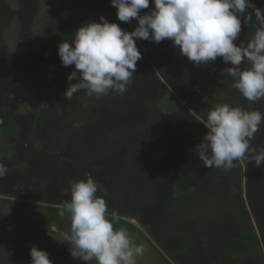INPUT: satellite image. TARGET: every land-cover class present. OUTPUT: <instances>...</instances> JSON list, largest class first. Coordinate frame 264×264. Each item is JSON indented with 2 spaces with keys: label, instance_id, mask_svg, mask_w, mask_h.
I'll return each instance as SVG.
<instances>
[{
  "label": "rangeland",
  "instance_id": "obj_1",
  "mask_svg": "<svg viewBox=\"0 0 264 264\" xmlns=\"http://www.w3.org/2000/svg\"><path fill=\"white\" fill-rule=\"evenodd\" d=\"M151 8L150 2L141 14ZM116 13L111 0H0V128L9 120L17 124L15 147L0 159L8 167L0 178V264H30L29 250L18 253L9 241L17 234L30 247L73 258L61 236L70 216L53 220L48 208L59 210L71 198V183L89 175L102 188L97 195L125 222L117 228L144 246L137 264H264V167L242 161V208L227 200L237 192L233 171L202 164L198 171L206 177L196 180L179 165L201 161L195 149L212 103L264 109V100L207 94L203 76L229 64L218 58L208 63L211 71L181 56L171 40L136 39L142 58L123 95L110 91L82 101L88 95L81 90L65 98L76 82L67 79L74 65H62L58 45L100 16L133 31L138 22H121ZM243 30L237 44L248 41ZM126 127H146L131 152L116 138ZM263 134L264 124L255 135ZM245 214L261 252L238 261L232 254L242 248L237 238L248 227Z\"/></svg>",
  "mask_w": 264,
  "mask_h": 264
},
{
  "label": "clouds",
  "instance_id": "obj_2",
  "mask_svg": "<svg viewBox=\"0 0 264 264\" xmlns=\"http://www.w3.org/2000/svg\"><path fill=\"white\" fill-rule=\"evenodd\" d=\"M150 2L152 8L141 14ZM111 5L119 21L138 23L129 32L100 16V22L83 23L71 42L58 45L62 65H74L67 79L76 82L65 91L66 99L81 90L89 97L110 91L123 95L142 58L136 39L157 44L168 39L195 65L220 58L230 65L223 72L233 79L232 88L251 103L264 100V10L252 0H111ZM253 16L259 27L246 44H237L242 25H248ZM245 62L247 67H242ZM203 123L207 132L195 152L204 166L230 170L240 160L264 164V149L257 152L251 147L264 124V112L217 104ZM7 173L8 167L0 162V178ZM98 190L102 191L101 186L90 175L72 182L71 198L59 208L60 216H70V228L61 236L70 245L71 256L85 264L92 260L96 264H137L144 246L136 244L126 228L114 226L119 217L108 218V205ZM29 255L30 264H54L49 253L35 245Z\"/></svg>",
  "mask_w": 264,
  "mask_h": 264
},
{
  "label": "trees",
  "instance_id": "obj_3",
  "mask_svg": "<svg viewBox=\"0 0 264 264\" xmlns=\"http://www.w3.org/2000/svg\"><path fill=\"white\" fill-rule=\"evenodd\" d=\"M252 2L259 8H261L262 10H264V0H252ZM251 11V9L249 10ZM264 14V13H262ZM259 27L258 23L255 20V17L253 16L252 21L249 22L248 25L244 26V30H243V35L244 37L249 40L252 36V34L255 32V30ZM1 45V44H0ZM203 67H209V64L207 65H203ZM210 68V67H209ZM210 70L212 71V69L210 68ZM216 71V72H215ZM215 73V74H213ZM210 76H203L202 78V82H205V88H207V94H209L211 96V94H216L217 93V98L218 100L221 99L222 97L225 96H237L241 94L234 88H231L232 86L228 83V81L231 79V81H233V79L231 77L228 78H223L221 77V75L223 74V68H218L217 70H214V72H210ZM217 74V75H216ZM228 80V81H227ZM215 85L218 88L214 87ZM107 96H109L110 94H105ZM80 100L85 101L88 98L89 99H93L95 98L96 100H100L99 97L96 96H81L78 97ZM215 106L214 103H212V105L210 106V110ZM253 108L252 104H247V110L251 111ZM260 111H264L263 108H261V106H259ZM258 108V109H259ZM184 110V109H182ZM185 112L189 117L190 113H187V111H183ZM1 118H3V116H1ZM146 127H126L121 129V131L116 135V138L118 139L119 143L122 145L123 148H125L128 152H131L132 150H134L133 146H135L136 144L139 143L140 141V136L145 133ZM17 133V124L16 122H14L13 120H9L7 123H4L1 128H0V159L2 157H4L8 152H12L15 145L13 144V138ZM251 147L253 149H255L257 152H259L260 149H264V134L262 135V137H256V135L254 136V138L251 141ZM175 154V152H172ZM196 161V160H195ZM242 161H246L247 160H240V161H235L234 162V166L232 169H230L229 171H233V176H235V187L237 189L236 191H232V196H230V194H227V200H229V202H231V200H237V202H239V205L242 206V208L244 207V203L242 201V188H241V183H242V175H241V168H242ZM185 162V161H184ZM178 163L179 165H182L183 168V173L188 174V175H193L192 177L195 178L196 180H201L199 177H203L201 176V174L198 171V167L201 166L203 164L202 161L195 163L193 161H191V165L192 167H188L185 163ZM193 162V164H192ZM248 164V163H247ZM246 164V165H247ZM251 167L253 168H263L264 164H262L261 166H256L254 162H250ZM178 166V165H177ZM177 166H175V168H177ZM235 171V173H234ZM206 177V176H205ZM203 177V178H205ZM182 191V190H180ZM180 191H175L174 195L177 197L180 196L181 192ZM48 210L50 212H53L51 218L53 220H58L60 215H59V210H57L56 208H48ZM245 212V209H244ZM55 213V214H54ZM57 213V214H56ZM116 211H110L108 209V218L112 219L113 216H115ZM245 220L248 224V227L245 229L244 233H241L240 237L237 238V241L240 243V245L242 246V248L236 250L232 255L238 259V261L242 260L243 258L247 257L248 255L252 254V253H260L261 249H260V242L258 239V235L257 232L254 228V225L251 222V218L248 216V214H245ZM114 222V226L117 228L118 224H124L125 222L122 220H118V221H113ZM11 245L13 246L14 251L18 252V253H24L25 251L30 252V247L29 246V241L25 240L24 237H22V235L17 234L14 238H11L10 240ZM39 249L42 250H46L49 253V258L52 259L54 261V264H85L83 263L81 260L76 259V258H71L68 260H62L61 258H59L53 250H51L50 248L46 247L45 245H40L37 246ZM96 264V263H94Z\"/></svg>",
  "mask_w": 264,
  "mask_h": 264
}]
</instances>
